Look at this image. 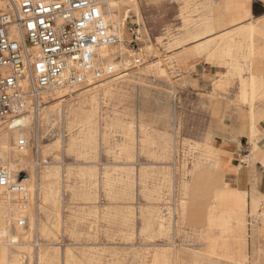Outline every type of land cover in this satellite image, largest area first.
<instances>
[{
	"label": "rangeland",
	"instance_id": "1",
	"mask_svg": "<svg viewBox=\"0 0 264 264\" xmlns=\"http://www.w3.org/2000/svg\"><path fill=\"white\" fill-rule=\"evenodd\" d=\"M136 1L139 13L131 11L122 20V47L131 55L129 75L124 82L117 80L113 98L100 100L95 143L71 152L67 148L54 151L45 157L48 163L60 167L59 180L53 188L59 191L60 230L53 238L40 237L35 232L27 238L25 229L21 233L26 235L23 245L16 249L11 244L9 254L20 253L23 264H37L39 253L56 257L58 264H64V254L69 249L85 264H149L154 252L169 248L173 260L174 254L181 255V264H238L241 257L245 259L242 264H264V185L259 189L260 180L264 184V154L255 152L257 145L264 150V85L257 86L253 96L255 135L249 138L239 120L249 107L239 103L235 75L228 73L226 66L210 62L200 50L190 55L191 47L182 52L165 48L181 37L186 20L198 22L211 15L210 7L205 5L210 0ZM211 1L218 5L222 0ZM5 9L0 5V12ZM251 21L257 23L255 19ZM255 48L264 49L263 36H256ZM135 54L142 60L139 65L132 64ZM155 58L163 61V76L145 70L143 64L153 63ZM110 60L119 62L120 56L115 53ZM261 61L264 63V52ZM197 63L216 67L219 72L204 92H199L190 76ZM248 76V72L243 73L244 78ZM111 78L101 81L114 84ZM219 80L229 85L219 89L216 87ZM97 86L98 83H90L57 92L67 97L77 91L69 103L77 109L79 99ZM48 101H43V105H48ZM113 118H118L124 127H132L131 159L117 156L113 149L116 142L126 141L121 129L107 127ZM33 122L22 136L39 142V150L37 154L32 149L26 151L22 160L20 157L19 170L27 175L31 171L26 190L31 186L32 194L27 193V201L21 203L32 206V214L36 216L40 202L37 188L42 184L39 176L46 166L42 162L43 145L57 138L67 144L72 134L63 133L65 121L48 130ZM140 126L158 145H139L144 140ZM61 134L68 136L64 138ZM215 136L220 137L218 142H238L241 136L244 139L237 155L232 156L215 148ZM163 138L171 144L169 154L164 153ZM185 140L200 146L189 147L183 144ZM13 142L11 139L10 147ZM206 146L215 152V157H207ZM2 155L0 150V157L8 164L14 159L11 148L6 158ZM228 163L235 166L236 175H225ZM92 168L94 177H84L83 172ZM106 177L120 183L108 188ZM230 190L237 195L228 196ZM252 198L256 199L253 209ZM11 205L9 202L8 206ZM38 216L45 221L44 214ZM162 220L165 224L159 228ZM252 231L256 232V239L252 238ZM90 256L94 260L88 263L86 258ZM221 256H231L233 261Z\"/></svg>",
	"mask_w": 264,
	"mask_h": 264
},
{
	"label": "bare ground",
	"instance_id": "2",
	"mask_svg": "<svg viewBox=\"0 0 264 264\" xmlns=\"http://www.w3.org/2000/svg\"><path fill=\"white\" fill-rule=\"evenodd\" d=\"M259 1L264 4V0ZM103 2L105 5L104 9H102L103 19L110 27V32L117 35L118 43L113 46L101 47L98 51V54L102 58H107V69L110 70L111 74H113V78L111 79L112 82L114 81L115 83L112 84L110 81H100V83L98 82V86L95 87V90L93 89L91 93L85 95L82 99H79L80 102L77 109L69 104L70 100L73 98V93L77 91L71 92L67 95V97H65V94L63 95L60 93L69 89L54 90L43 95V101L46 99H50V101L46 103L48 105L44 106L36 117H32L29 114H24L16 118L9 119V121L5 124L0 122V150L4 155H2V157L3 159L4 157L6 158V152L10 148L14 156V159L10 164L3 161L1 157L0 159L3 161L4 165L14 174L24 172L19 170L20 157L22 160L23 157H25V152L30 151V149L27 148L23 151H17L13 145L19 139L18 137L22 136L24 129L31 127V122H36V125H39V127L41 123V125L44 126L43 130H48L54 129L58 122L65 121L63 133L67 132L69 135L72 134L70 137H68L67 144L62 138H57L53 139L52 141H48V143L43 145L42 162L43 164H46V166L43 167L42 173L39 176L42 184L40 185V188H37L36 195L40 202L36 207V216L32 214V206H25L19 202L18 196H12L4 192V190H0V264H23L21 255H19L20 253L9 254L8 248L12 244L16 249H20V247L23 245L22 241L26 239V235L21 234L25 231V229L28 232L27 238H30L34 232L40 237L53 238L56 235V232L60 230L61 212L58 202L59 191L53 189L59 180L60 167L58 164L48 163V161L45 160V157L54 151H60L67 148L66 150L71 152L72 150H79L88 145H93L95 143V136L97 134L96 116L99 111L100 100L113 98L117 92L115 91V85L118 82L117 80L124 82L123 80L125 77H128L129 75V73H127V71L130 70L128 68V64H130L128 59L131 57V55L129 51H126L122 47V41L124 38V24L122 20L124 16L129 14L131 11H134L137 14L139 13L138 3L136 0H103ZM207 4L210 7L209 14L211 15L205 16L198 22L186 20V23L184 24L185 31H183L181 37L171 43H168L165 48L167 50L172 48H179L180 50H183L185 48L191 47L193 49L188 51L190 55L197 53L200 50V52L206 56L210 62L216 61V64L226 66L228 68V73L235 75L236 79L238 80L239 103L242 106L249 107L247 113L242 114V118L239 119L240 124L242 125L243 132H248L250 135L249 138H253L255 135V112L253 111L254 105L252 106V100L257 86L264 85V63L261 61L264 49L257 50L255 48V39L257 35L264 37V16L257 19V24L251 21L252 17L250 13V0H222L218 5H211L210 0L205 5L207 6ZM0 5L7 7L8 0H5V2L0 1ZM139 52L142 53V50ZM115 53H118L120 56L119 62H113L110 60L112 55ZM154 60L155 61L153 63L147 62L143 64L145 65V70L155 71V73L158 75L163 76L165 74V71L162 68L163 61L159 58H155ZM117 71L119 72L115 73ZM245 72L249 73L247 78L243 77V73ZM146 73L148 72L146 71ZM227 85H229V82L219 80L217 82V86H215L219 89H223ZM57 91H60V93ZM86 104H88V108L85 107ZM117 119L118 118H113L112 122L107 125V127L121 129V131H123V133L126 135V141L128 140L129 142L124 141L121 143H115L113 149H116L115 151L117 156H125L126 159H129L131 155L130 140L132 136V127L130 125L124 127V125L121 124ZM74 128L76 129L74 130ZM74 131L76 133L75 135H73ZM140 131L142 134L141 136H144V140H141V142L139 141V145L142 147L145 145H158L156 140L151 137L152 135L146 133V129H144L143 126H140ZM34 136H38V134H35ZM60 136L66 138L68 135L61 134ZM22 137H25L26 139L30 138V136L26 135ZM11 139H13L14 142L10 147ZM169 144V140L167 141V139H164L165 151H163L165 154L167 151L169 154ZM183 144H188L189 147L193 148L200 146L197 142L193 143L192 145L187 140H185ZM38 145L39 142H37V147L39 150ZM206 154L210 159L216 156L215 152L210 150V148L206 149ZM167 174L168 173L165 175ZM28 175L31 178L30 170L28 171ZM28 175L26 174V178L22 181L25 188L29 181ZM94 175V168L87 169L83 172V176L87 177L88 179H92ZM119 183L120 182L117 180L106 177L105 185L108 188H112ZM234 190H230L228 196L233 197L237 195L235 194ZM31 192L32 189L30 186V189L27 191V193H29L31 196ZM9 202L10 204L12 203L11 206H8ZM251 204L254 206V203ZM40 213L44 214L45 221H42V219L38 216ZM25 216L29 217L25 218ZM19 219H26L27 228L9 227V224L15 223V221ZM210 221L211 219L209 218L208 222L210 223ZM164 222L165 220H162V222L159 224V228L164 226ZM11 236L14 237V243H11ZM251 236L252 238H255L256 232L252 231ZM28 251V255H30V249ZM229 252L230 251L228 249V253ZM174 256L176 257L173 260L169 248L160 252L156 251L152 255L149 264H181V255L179 256L174 254ZM220 258H223L226 261H233L231 256H221ZM241 258L237 261L238 264L244 263L245 259ZM64 259V264H85L79 261L69 249L65 251ZM86 260L88 263H91L94 258L90 256L87 257ZM37 264H58V260L56 257L39 253L37 256ZM193 264L197 263L193 262Z\"/></svg>",
	"mask_w": 264,
	"mask_h": 264
},
{
	"label": "built area",
	"instance_id": "3",
	"mask_svg": "<svg viewBox=\"0 0 264 264\" xmlns=\"http://www.w3.org/2000/svg\"><path fill=\"white\" fill-rule=\"evenodd\" d=\"M103 0H8L0 12V122L44 107L43 95L57 89H79L111 78L101 47L118 43L103 19ZM31 25V27H30ZM132 58L133 65L141 64ZM38 152L25 137L13 145ZM25 172L12 173L0 159V190L25 203ZM9 227L25 228V220Z\"/></svg>",
	"mask_w": 264,
	"mask_h": 264
},
{
	"label": "crops",
	"instance_id": "4",
	"mask_svg": "<svg viewBox=\"0 0 264 264\" xmlns=\"http://www.w3.org/2000/svg\"><path fill=\"white\" fill-rule=\"evenodd\" d=\"M211 4L216 5L213 2ZM254 9H255L256 15L253 14ZM250 10H252V15H251L252 18L251 19L257 20L258 18L264 16V4L262 2H257L255 0L252 1V4L250 5ZM176 50H178L179 52H182V50H180L179 48ZM173 55L171 57H173ZM218 74H219V72L217 71L216 67H213V66L210 67L206 63H203V64L197 63L194 65V71L192 74H190V76H191V79L196 83V85L199 89V92H204L209 87L211 79L216 78ZM219 138H220L219 136H215L213 138V143H214L215 148L222 149V150L226 151L228 154L235 156V155H237V152L240 149L239 147L242 146L244 136L239 137L238 142H232V141H228V140H226V141L221 140V142H218ZM215 141H216V145H215ZM255 152L264 154V150H262L258 145L256 147ZM234 168H235V166L232 163H228V166L226 167L225 175L226 176L236 175ZM262 185H264L263 181L260 180L259 189L262 187ZM251 203H254V206ZM250 205H251L252 209L256 206V199L255 198H252ZM262 238H264V237H262Z\"/></svg>",
	"mask_w": 264,
	"mask_h": 264
},
{
	"label": "trees",
	"instance_id": "5",
	"mask_svg": "<svg viewBox=\"0 0 264 264\" xmlns=\"http://www.w3.org/2000/svg\"><path fill=\"white\" fill-rule=\"evenodd\" d=\"M253 14L256 15L255 9L253 10Z\"/></svg>",
	"mask_w": 264,
	"mask_h": 264
},
{
	"label": "snow or ice",
	"instance_id": "6",
	"mask_svg": "<svg viewBox=\"0 0 264 264\" xmlns=\"http://www.w3.org/2000/svg\"><path fill=\"white\" fill-rule=\"evenodd\" d=\"M30 27H31V25H30Z\"/></svg>",
	"mask_w": 264,
	"mask_h": 264
}]
</instances>
